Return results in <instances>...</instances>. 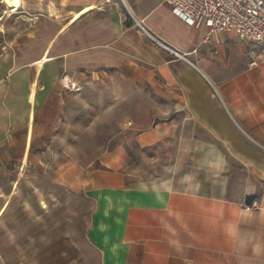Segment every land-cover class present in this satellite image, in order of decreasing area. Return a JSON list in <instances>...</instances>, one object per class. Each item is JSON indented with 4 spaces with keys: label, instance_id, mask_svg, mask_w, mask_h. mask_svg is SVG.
I'll return each instance as SVG.
<instances>
[{
    "label": "crops",
    "instance_id": "obj_1",
    "mask_svg": "<svg viewBox=\"0 0 264 264\" xmlns=\"http://www.w3.org/2000/svg\"><path fill=\"white\" fill-rule=\"evenodd\" d=\"M111 74L133 86L131 125L85 151L68 113ZM133 154L169 157L142 179ZM12 163L86 201V264H264V47L164 0H0V175ZM7 246L0 264H30Z\"/></svg>",
    "mask_w": 264,
    "mask_h": 264
},
{
    "label": "rangeland",
    "instance_id": "obj_2",
    "mask_svg": "<svg viewBox=\"0 0 264 264\" xmlns=\"http://www.w3.org/2000/svg\"><path fill=\"white\" fill-rule=\"evenodd\" d=\"M8 1L17 5L19 0ZM8 18L12 23L6 30H22L21 16ZM82 85L79 104L68 113L69 126L71 123L72 129L78 130L81 136L73 140V145L85 151H100L113 144L104 135L118 130L116 120L120 119L122 126L130 127L135 109L133 86L129 80L122 83L118 76L112 74L94 80L84 78ZM120 85L121 90L118 89ZM118 99L126 100V106L119 107ZM92 121L95 123L89 134L93 137L90 138L86 136V127ZM77 157L88 163L95 156L82 153ZM133 157L132 163L139 160V165H142L139 177L148 179L160 172L161 165L167 163L169 156L133 154ZM1 208L0 238L8 244L4 253L9 258L26 259L30 264L44 261L48 264H86V201L79 197L72 199L66 189L56 185L37 166L23 168L12 163L6 167L0 175Z\"/></svg>",
    "mask_w": 264,
    "mask_h": 264
},
{
    "label": "built area",
    "instance_id": "obj_3",
    "mask_svg": "<svg viewBox=\"0 0 264 264\" xmlns=\"http://www.w3.org/2000/svg\"><path fill=\"white\" fill-rule=\"evenodd\" d=\"M109 2V0H106ZM174 15L185 23L210 32L231 31L240 42L264 47V0H164ZM140 30L175 58L183 55L163 44L140 24Z\"/></svg>",
    "mask_w": 264,
    "mask_h": 264
}]
</instances>
